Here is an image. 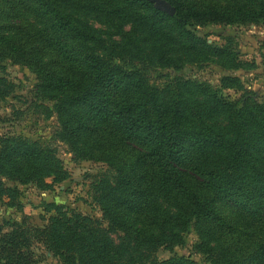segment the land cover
<instances>
[{"label": "trees", "instance_id": "1", "mask_svg": "<svg viewBox=\"0 0 264 264\" xmlns=\"http://www.w3.org/2000/svg\"><path fill=\"white\" fill-rule=\"evenodd\" d=\"M165 1L173 16L151 0H0V59L36 75L53 140L105 168L102 220L53 207L43 228L6 222L0 264H41L40 248L64 264H264V96H226L243 89L238 75L215 87L172 74L242 71L235 48L197 29L262 24L264 0ZM49 178H66L53 146L0 137V199ZM191 229L203 263L157 257Z\"/></svg>", "mask_w": 264, "mask_h": 264}, {"label": "rangeland", "instance_id": "2", "mask_svg": "<svg viewBox=\"0 0 264 264\" xmlns=\"http://www.w3.org/2000/svg\"><path fill=\"white\" fill-rule=\"evenodd\" d=\"M93 23L97 28H101ZM197 31L199 35L206 36L210 44H229L235 48L243 70L233 74L217 64L191 66L179 73H172L174 77L193 78L220 87L223 76L238 75L242 77L243 89L225 91L226 96L236 100L246 91L264 96V23L210 26L198 28ZM160 73L167 74H158ZM37 82L34 72L26 66L0 59V137H24L45 146H53L62 162L66 178L57 182L49 178L46 188L33 185L19 187V197L12 206H9L7 198L0 199V225L26 220L34 227L43 228L55 215V211L49 210L53 207L102 220L103 215L94 199L93 185L95 179L104 173L105 168L97 163L75 160L66 145L53 140L57 122L55 118H48L44 109L37 107L36 103L41 104L35 98L34 89ZM185 237L183 247L176 248L173 253L162 249L157 257L162 260L176 254L203 263L204 257L195 251V245L198 243L195 230L191 229ZM38 255L41 264H64L41 248Z\"/></svg>", "mask_w": 264, "mask_h": 264}, {"label": "water", "instance_id": "3", "mask_svg": "<svg viewBox=\"0 0 264 264\" xmlns=\"http://www.w3.org/2000/svg\"><path fill=\"white\" fill-rule=\"evenodd\" d=\"M154 4L156 9L163 11L171 16L175 14V9L165 0H151Z\"/></svg>", "mask_w": 264, "mask_h": 264}]
</instances>
